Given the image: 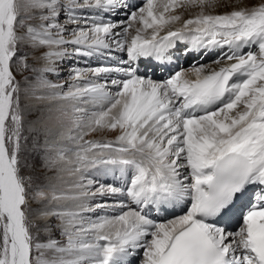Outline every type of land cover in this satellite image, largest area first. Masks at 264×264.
<instances>
[{
	"label": "snow or ice",
	"instance_id": "1",
	"mask_svg": "<svg viewBox=\"0 0 264 264\" xmlns=\"http://www.w3.org/2000/svg\"><path fill=\"white\" fill-rule=\"evenodd\" d=\"M0 264H264V0H0Z\"/></svg>",
	"mask_w": 264,
	"mask_h": 264
},
{
	"label": "rangeland",
	"instance_id": "2",
	"mask_svg": "<svg viewBox=\"0 0 264 264\" xmlns=\"http://www.w3.org/2000/svg\"><path fill=\"white\" fill-rule=\"evenodd\" d=\"M23 75H29V73L28 72H24L23 73ZM18 78H20V77H18ZM118 133H116V132H105V133H96V134H93V136H91V137H89V138H100V136L101 135H103V136H106L107 138H109V139H113L114 137H115V135H117Z\"/></svg>",
	"mask_w": 264,
	"mask_h": 264
},
{
	"label": "bare ground",
	"instance_id": "3",
	"mask_svg": "<svg viewBox=\"0 0 264 264\" xmlns=\"http://www.w3.org/2000/svg\"><path fill=\"white\" fill-rule=\"evenodd\" d=\"M231 2L232 3H236V2H240V0H231ZM242 2L243 3H252V0H242ZM224 9L222 8V7H218L217 9H216V11L217 12H219V11H223ZM212 60V59H211ZM211 60H207V61H203V62H201V61H199V62H201V63H209ZM189 66V64L188 65H185L184 66V68H187Z\"/></svg>",
	"mask_w": 264,
	"mask_h": 264
}]
</instances>
